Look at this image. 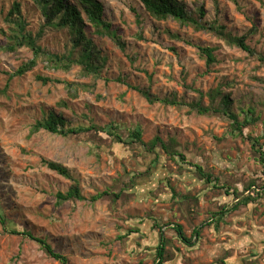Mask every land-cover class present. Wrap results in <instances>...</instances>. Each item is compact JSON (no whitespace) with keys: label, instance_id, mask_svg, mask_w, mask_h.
Listing matches in <instances>:
<instances>
[{"label":"rangeland","instance_id":"rangeland-1","mask_svg":"<svg viewBox=\"0 0 264 264\" xmlns=\"http://www.w3.org/2000/svg\"><path fill=\"white\" fill-rule=\"evenodd\" d=\"M99 1L123 46L95 35L86 21V35L106 61L93 91L68 94L64 82H91L77 66L66 72L38 61L31 71L13 75L33 53L27 47L4 49L5 16L18 2L33 34L44 17L34 0H0V214L5 221L0 219V264H62L38 239L66 257V264H155L156 225L162 227L167 264H264V190L233 211L230 205L237 199L230 202L224 189H209L192 166L209 168L219 183L238 190L260 174L262 166L245 137L261 136L264 151V84L253 78L264 79V65L210 33L171 19L155 20L141 0ZM183 1L193 12L202 6L204 20L246 35L248 45L264 54V0ZM68 40L65 30H49L38 42L63 53ZM197 45L216 49V63L208 69ZM37 75L53 81L42 83ZM130 86L160 99L174 98L177 105L150 103ZM216 88L230 93L235 113L255 109L258 119L243 129L244 138L230 133V121L222 114L193 108L198 101L207 107V93ZM50 113L61 116L67 128L94 126L99 132H33V125ZM110 129L125 141L140 129L144 143L159 137L168 152L177 154L171 157L159 145L148 151L141 143L111 144L100 131ZM42 160L68 168L85 199L57 201V192H66L71 182ZM223 203L229 204L225 211ZM218 212L221 218L214 215ZM178 225L189 244L178 239ZM129 230L146 235L127 236Z\"/></svg>","mask_w":264,"mask_h":264},{"label":"trees","instance_id":"trees-1","mask_svg":"<svg viewBox=\"0 0 264 264\" xmlns=\"http://www.w3.org/2000/svg\"><path fill=\"white\" fill-rule=\"evenodd\" d=\"M41 11V15L44 17V23L39 27L38 31L33 34L26 30V22L22 18L20 4L18 2H13L8 14L5 16V22L8 24L9 33L7 35V44L4 49L6 51L14 52L18 48L27 47L33 53V58L26 63L21 64L13 75H23L28 71H31L38 61L45 63L49 67L56 70H64L66 72L70 71L74 66L79 67L80 74L82 76L90 77L91 82L88 84L77 85L74 83L64 82V86L68 94L71 92H77L78 89L93 91L95 87V80L100 75L102 71L106 58L102 56L101 51L94 44L90 37H87L86 21L93 28V32L98 37H108L118 46H123L121 38L117 35L114 29H112L111 24L105 20L103 13V5L99 0H76L75 2H70V0H34ZM145 11L155 20L165 21L168 19L174 20L182 26H189L196 32H207L218 39L222 40L229 47H236L247 53L251 57H255L259 63L264 65V54L255 51L247 43V36H237L233 35L226 30L225 26L218 23L217 20L206 21L204 20L205 10L202 6L198 7L194 12L190 11L186 3L183 0H141ZM2 16V11L0 10V19ZM49 30H65L68 35L69 48L63 53L52 51L45 48L39 44V39L45 31ZM197 52L200 57L204 58L205 65L207 69L216 63V57L214 55L215 47L211 46H196ZM38 80L42 83H47L51 80L50 78L36 76ZM256 81L264 84L263 78L254 77ZM139 94H141L148 102L153 103L156 101L177 105V101L174 98L160 99L154 96L148 89L132 87ZM76 94H73V96ZM202 96V93L199 94ZM210 100L207 107L201 106L199 101L193 104V108H196L198 113H219L227 117L229 122V131L232 135L238 137H245L243 129L249 125L254 124L258 116L255 115V109L249 106L245 109H241L239 113L233 111V102L230 99V93H224L219 88L210 90L207 93ZM218 103L216 106L212 105L216 98ZM241 116V120H240ZM40 129H45L48 132L58 134L61 136H78L83 133L99 132L96 127L89 126L87 128H67L65 127V121L61 116L50 113L46 119L37 121L33 127L32 131H39ZM106 134L110 140L111 144L117 146H122L123 144H134L141 143L147 146V150L153 149V147L159 145L165 153L173 157L177 153H170L166 148L164 141L155 137L150 140L147 144L141 140V130L136 129L130 133V140L125 141L122 137L114 130L110 129L107 132L100 130ZM250 142L253 149L254 156L260 163L261 172L260 174L254 173L253 176L246 182L241 190L237 187H231L228 184L219 183V178L213 174V172L200 164H192L195 168V173L200 177L203 183L209 185V189H224L225 195L229 197V201H234L231 203V210H236L240 206H248L254 200V196L249 193L245 194L247 190H252L255 187L259 190H264V151L262 149V143L260 142L261 136H251L246 135L245 137ZM178 158L183 161L184 156L179 155ZM44 165L68 179L71 184L68 190L64 193L57 192V201H81L85 197L81 194L80 186L78 180L74 175L60 163L42 160ZM187 163V162H184ZM259 192V191H258ZM107 192L92 196V201L105 196ZM244 194V196L242 195ZM256 195L259 193L255 192ZM243 196V197H241ZM229 205V204H228ZM227 203L221 204V210H227ZM217 218H221L223 212L215 213ZM1 221H4V217L0 214ZM157 230L154 231V252L156 263L155 264H167V259L164 257L165 246L164 237L161 233V226L156 225ZM177 232L178 239L184 245L189 244V240L183 235L181 231V226L178 225L175 228ZM139 230H129L127 236L143 237ZM195 235H198L197 229L193 231ZM131 234V235H129ZM157 234V235H156ZM146 235V234H145ZM157 236V237H156ZM157 238V239H156ZM41 244L42 249L52 258L59 260L62 264H66V257L55 252L52 247L42 239H38ZM157 241V242H156ZM153 245V246H154ZM150 246V245H149ZM152 249L151 247H147Z\"/></svg>","mask_w":264,"mask_h":264},{"label":"built area","instance_id":"built-area-1","mask_svg":"<svg viewBox=\"0 0 264 264\" xmlns=\"http://www.w3.org/2000/svg\"><path fill=\"white\" fill-rule=\"evenodd\" d=\"M258 191H259V189L252 187V190H247L245 192V194L249 193L250 195H253V193L258 192Z\"/></svg>","mask_w":264,"mask_h":264}]
</instances>
